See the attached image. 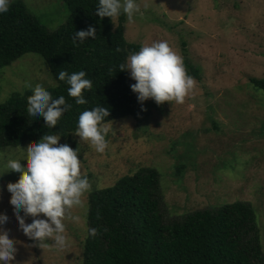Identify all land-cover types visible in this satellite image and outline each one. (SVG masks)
<instances>
[{
  "label": "rangeland",
  "instance_id": "1",
  "mask_svg": "<svg viewBox=\"0 0 264 264\" xmlns=\"http://www.w3.org/2000/svg\"><path fill=\"white\" fill-rule=\"evenodd\" d=\"M24 1L50 30L67 18L61 0ZM137 2L141 11L125 23L127 41L144 45L167 40L182 58L185 49L200 69V78H193L195 87L181 104H156L149 98L141 105V116L106 123L110 132L103 153L75 133L70 141L59 139L58 143L78 147L90 184L83 206L71 210L80 223L65 220L69 244L62 250L51 240L40 247L25 236L9 203L5 186L18 182L22 173L7 171L6 162L15 158L27 165V148L34 143L1 149L0 173L6 172L0 176V214L9 221L0 229L10 231L17 241L10 264H80L90 192L143 166H158L162 172V211L167 218L237 200L251 202L260 210L264 243V95L250 82L252 77L264 78V0ZM181 38L186 40L184 47ZM50 75L42 56L24 54L0 69V102L38 84L54 86ZM180 165L184 169L176 167ZM31 219L26 217V222Z\"/></svg>",
  "mask_w": 264,
  "mask_h": 264
},
{
  "label": "trees",
  "instance_id": "2",
  "mask_svg": "<svg viewBox=\"0 0 264 264\" xmlns=\"http://www.w3.org/2000/svg\"><path fill=\"white\" fill-rule=\"evenodd\" d=\"M61 1L67 18L53 30L24 0H12L8 11L0 14V69L26 53L39 54L55 81L46 90L53 98L64 96L71 105L58 124L48 129L43 117L35 120L26 112L31 90L13 92L0 102V150L35 143L45 133L70 141L79 113L97 105L109 110L105 123L142 115L141 103L130 89L135 81L128 71L118 70L142 46L127 41V17L121 13L113 20L100 18L97 0ZM89 25L96 29L95 39L74 43L75 31ZM185 45L181 38V46ZM182 53L187 73L200 78V69L187 58L185 49ZM61 70H83L92 81V89L83 92L85 104L77 105L68 95L69 86L57 79ZM250 82L264 95V78L252 77ZM176 167L182 170L185 165ZM158 168L140 167L113 185L90 192L86 219L88 228L95 227L97 234L87 233L80 264H264L262 221L256 206L237 200L169 219L162 211V172Z\"/></svg>",
  "mask_w": 264,
  "mask_h": 264
},
{
  "label": "clouds",
  "instance_id": "3",
  "mask_svg": "<svg viewBox=\"0 0 264 264\" xmlns=\"http://www.w3.org/2000/svg\"><path fill=\"white\" fill-rule=\"evenodd\" d=\"M11 2L0 0V14L8 11ZM140 11L137 0H97L96 4V15L112 20L123 13L131 21ZM96 33L95 27L89 25L86 30L75 31L73 41L95 39ZM118 70L128 71L130 78L135 81L130 84V89L142 107L149 98L156 104L165 101L181 104L195 87L183 58L167 40L142 45L118 65ZM57 79L66 82L69 86L68 95L75 98L77 105L87 102L83 92L92 89V81L86 78L83 70L72 73L61 70ZM70 107L64 96L53 98L42 84L32 88L31 94L27 96L28 116L35 120L43 117L48 129L57 125ZM108 116V108L97 105L84 109L76 120L74 133L80 141H87L97 153H103L108 145L106 137L110 127L104 122ZM59 139L60 136L45 133L27 148L24 158L28 161L27 165L21 159L9 158L6 162L7 171L22 173V176L18 182H8L5 187L11 194L9 203L24 235L40 247L51 240L58 250H62L69 244L65 220L80 223V217L72 215L71 210L83 206L82 196L90 189V184L82 170V159L78 158V147L74 149L68 144L58 143ZM29 216L32 217L31 222H26ZM8 221L6 214H0V225ZM87 233L95 236L97 229L89 227ZM16 243L10 231L0 229V264H10L16 252Z\"/></svg>",
  "mask_w": 264,
  "mask_h": 264
}]
</instances>
